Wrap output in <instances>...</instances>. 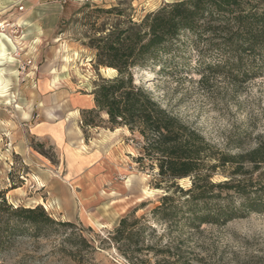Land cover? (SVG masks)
Segmentation results:
<instances>
[{
	"label": "rangeland",
	"instance_id": "obj_1",
	"mask_svg": "<svg viewBox=\"0 0 264 264\" xmlns=\"http://www.w3.org/2000/svg\"><path fill=\"white\" fill-rule=\"evenodd\" d=\"M125 1L140 17L177 0ZM117 3L0 0V190L13 208L41 205L56 221L73 223L41 236L23 226L14 231L15 221L11 232L0 226V264H127L106 237L120 217L142 203L136 215L148 213L164 194L154 187L156 170L136 160L139 144L125 128L81 126L97 73L79 18L87 5ZM140 76L164 107L218 148L236 137L249 148L264 133V77L236 86L198 74ZM201 238L211 264H264V214L205 226Z\"/></svg>",
	"mask_w": 264,
	"mask_h": 264
},
{
	"label": "trees",
	"instance_id": "obj_2",
	"mask_svg": "<svg viewBox=\"0 0 264 264\" xmlns=\"http://www.w3.org/2000/svg\"><path fill=\"white\" fill-rule=\"evenodd\" d=\"M117 1L87 5L79 18L97 73L81 126L125 128L139 144L136 160L156 170L154 187L164 194L148 213L136 215L142 203L120 217L107 242L127 264H211L201 240L205 226L264 214V133L249 148L241 137L218 148L164 107L140 75L198 74L236 86L264 77V7L255 0H177L135 17L127 1ZM101 69L114 74L102 76ZM13 221L14 231L28 227L34 236L73 226L41 205L13 208L0 190V226L11 232Z\"/></svg>",
	"mask_w": 264,
	"mask_h": 264
},
{
	"label": "bare ground",
	"instance_id": "obj_3",
	"mask_svg": "<svg viewBox=\"0 0 264 264\" xmlns=\"http://www.w3.org/2000/svg\"><path fill=\"white\" fill-rule=\"evenodd\" d=\"M5 38H7V37H5ZM9 41H10V40H9ZM1 48H2V49H1V51H0V52H1L0 54H1V56H4L5 53H4V45H3V43H1Z\"/></svg>",
	"mask_w": 264,
	"mask_h": 264
},
{
	"label": "built area",
	"instance_id": "obj_4",
	"mask_svg": "<svg viewBox=\"0 0 264 264\" xmlns=\"http://www.w3.org/2000/svg\"><path fill=\"white\" fill-rule=\"evenodd\" d=\"M23 7H21L20 9H22Z\"/></svg>",
	"mask_w": 264,
	"mask_h": 264
}]
</instances>
